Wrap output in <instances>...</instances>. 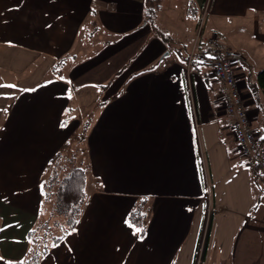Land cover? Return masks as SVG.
Returning <instances> with one entry per match:
<instances>
[{
    "label": "crops",
    "instance_id": "1",
    "mask_svg": "<svg viewBox=\"0 0 264 264\" xmlns=\"http://www.w3.org/2000/svg\"><path fill=\"white\" fill-rule=\"evenodd\" d=\"M144 2L0 0V264L27 255L43 191L68 172L55 160H70L86 115L92 184L39 264H264V182L239 153L205 46L233 52L264 145V0H188L208 13L202 29L183 25L188 38L176 31L183 53L156 36Z\"/></svg>",
    "mask_w": 264,
    "mask_h": 264
},
{
    "label": "rangeland",
    "instance_id": "2",
    "mask_svg": "<svg viewBox=\"0 0 264 264\" xmlns=\"http://www.w3.org/2000/svg\"><path fill=\"white\" fill-rule=\"evenodd\" d=\"M152 6H155V13H154V22L152 24H154V26L158 27L159 30H165L167 31L166 33L168 34L167 39L170 43V48L169 51H171V53L175 52L176 49L179 50L181 53H183V50L185 47H187L188 45H182L180 44V42L175 38L176 36V31L179 35V38L181 40H184V38H188V33L189 31H187V36L181 37L180 31L183 30V25H190V27H194V22H196V29L199 28H203V25L205 23L206 17H207V4H205L203 10L200 13V17L198 18V15L196 16V13L193 12L192 9H190V5L188 3V0H153ZM187 13H189L190 18L187 17ZM167 27V28H166ZM185 33V32H184ZM191 34L194 33L193 29L190 32ZM189 59L191 60V57H189ZM189 60V62H190ZM212 64V63H211ZM77 96V94H76ZM76 98V97H75ZM81 100L78 99V107L79 110L84 111V107H82L81 105ZM99 101L97 102H93V104H98ZM93 106V105H92ZM90 107V109L85 110L86 112L89 113H96L95 108H97L96 106ZM78 109V108H77ZM76 112V109H75ZM85 113V112H84ZM85 115V114H83ZM92 117H89L88 115L84 116V120H85V125L83 127H85L87 124L91 123L92 121ZM83 127L81 128V130L83 129ZM84 130V129H83ZM81 137V133L79 132L76 140L72 141L71 144H68L67 146H65V150L69 148V152L70 153V158L71 156L75 157V160H71V161H66L63 158V154L58 155L57 157H59L57 160H55V164L53 165L54 169H58V167H60V164H64V166H68V172H71L72 169L74 168H85L87 165L86 164V157H85V152H83V142L81 140H78V138ZM64 151V150H63ZM75 152V154H74ZM56 157V158H57ZM53 169V170H54ZM56 172V170L53 171L52 174V181H50L51 179V175L49 173L48 175V180L50 181V188L49 186L47 187L48 190L46 191V193L43 195V203L45 205L44 207V211L42 214V220L40 221V223L38 224V227L34 234V240L37 242L36 244H43V243H50L51 240L53 239L54 236H59L64 230V220H62L60 217L56 216V212H57V198H56V192H57V183L59 182H55L53 181L57 176H54V173ZM66 174V175H67ZM62 179H60L61 181ZM56 183V184H55ZM91 181L88 178L87 179V188L89 186H91ZM260 189L263 191L264 193V185L260 186ZM143 214L144 211L143 210H139L137 208H135V211L131 213L129 220L130 222H132V224H134L135 226L136 221L140 218H143ZM18 262H14V264H17Z\"/></svg>",
    "mask_w": 264,
    "mask_h": 264
},
{
    "label": "built area",
    "instance_id": "3",
    "mask_svg": "<svg viewBox=\"0 0 264 264\" xmlns=\"http://www.w3.org/2000/svg\"><path fill=\"white\" fill-rule=\"evenodd\" d=\"M213 53L212 77L219 83V100L233 139L246 166L264 182V145L252 130L251 121L233 70L234 54L215 37L205 41ZM197 264H202L198 261Z\"/></svg>",
    "mask_w": 264,
    "mask_h": 264
},
{
    "label": "trees",
    "instance_id": "4",
    "mask_svg": "<svg viewBox=\"0 0 264 264\" xmlns=\"http://www.w3.org/2000/svg\"><path fill=\"white\" fill-rule=\"evenodd\" d=\"M152 3L153 0H145L144 2L146 21L151 25L156 36L167 42L168 39L166 33L162 30H159L158 27L152 24L154 22L153 16L155 13V6H152ZM256 85L264 96V70L257 73ZM83 129L80 130L81 137L78 138V140H81L82 142L84 135L87 132V126L83 127ZM73 159L75 160V157L71 156L69 161ZM85 166V168L80 167L72 169V171L65 175L61 181L58 183L56 181L58 185L56 192V205L58 210L56 212V216L64 220V231L59 236H54L51 240V243L48 242L41 245L36 244L37 242L34 240L33 236L36 230H38L37 227H35V229L29 233L31 240L27 255L23 261L18 262L17 264H39L49 249L58 244L64 233L74 226L77 217L80 214L81 208L83 207L86 200L88 170L87 165ZM44 194L45 192L43 191V195Z\"/></svg>",
    "mask_w": 264,
    "mask_h": 264
},
{
    "label": "snow or ice",
    "instance_id": "5",
    "mask_svg": "<svg viewBox=\"0 0 264 264\" xmlns=\"http://www.w3.org/2000/svg\"><path fill=\"white\" fill-rule=\"evenodd\" d=\"M8 87H14L13 85H8Z\"/></svg>",
    "mask_w": 264,
    "mask_h": 264
},
{
    "label": "water",
    "instance_id": "6",
    "mask_svg": "<svg viewBox=\"0 0 264 264\" xmlns=\"http://www.w3.org/2000/svg\"><path fill=\"white\" fill-rule=\"evenodd\" d=\"M166 55H167V53L164 56H166Z\"/></svg>",
    "mask_w": 264,
    "mask_h": 264
}]
</instances>
